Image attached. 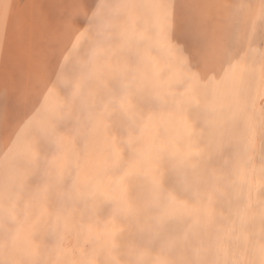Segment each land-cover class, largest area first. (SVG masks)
Instances as JSON below:
<instances>
[{"label": "rangeland", "instance_id": "1", "mask_svg": "<svg viewBox=\"0 0 264 264\" xmlns=\"http://www.w3.org/2000/svg\"><path fill=\"white\" fill-rule=\"evenodd\" d=\"M4 1L12 3V8L4 14L0 24V264H26L27 260L29 264L38 256L54 257L56 261L51 258V264H109L114 258L115 262L112 263L117 264L126 252L131 254L129 249L134 244L130 232L133 229L132 223L135 224L136 219L144 220L145 216L147 222L149 213L152 219L159 215L157 212L166 205L157 190L150 186L152 184L142 179L143 175L140 177L143 182L140 179L138 185L139 195L131 198L129 192L133 187V176H126L127 183L123 182L120 167L121 160L132 151L133 146H144L154 134L150 126L147 128L139 119L140 115L147 111L145 105L148 102L150 105L149 100L156 94L153 88L157 85L153 87L154 83L158 84L169 76L168 88H174L170 90L169 96L174 100L178 94L176 100H179V108L182 111L187 106L194 107L200 99H197L198 96L202 93L200 97L204 96L206 90L214 92L215 96L222 93L224 97L227 94L223 93L226 91V67L221 69L223 75H219L224 77V81L223 78H219L222 82L212 80V86L208 87L203 84L204 80H199L191 85L192 88L196 84V88L201 87L193 89L195 96L191 93L184 98L183 92H186L185 88L190 84L189 74L185 72L184 67L181 71L182 78H179L180 73L178 75L175 69L173 73L175 72L176 76H173L169 68L174 65L168 66L176 56L184 61V52L191 48L184 47L181 43L191 42L192 33L196 28L193 17H196L198 10L189 6L195 4L198 7V4H210L213 0H178V3L177 0H126L124 4H120V0H0V3ZM117 3L119 5H116ZM165 3H168L169 12L166 11ZM163 15L172 20L169 22ZM170 15L173 17H169ZM175 19L179 21L174 22ZM163 22H169L166 25L171 26V23H177V27L173 25L165 29ZM234 22L232 27L236 31L239 21ZM233 34L235 35L234 32ZM160 37L162 42H168H163L165 47L161 44ZM231 38L230 36V41L226 42L227 51L233 50L236 45V41ZM174 40H177L175 45ZM221 40L219 35L209 39L211 44ZM154 43L157 44L155 47ZM175 46L179 48L176 49ZM196 46L187 55L195 56L197 52L196 55L202 56L203 48L201 45ZM211 47L217 54V47L213 44ZM153 48L159 50L155 51ZM158 56L164 58L157 59ZM161 60L167 61L166 73L169 72L171 76L159 69L162 67V64H159ZM152 69L155 70L153 74ZM147 73L150 75L148 81ZM152 75L155 76L153 79ZM216 82L218 90L214 87L217 86ZM221 83L224 85L222 88ZM220 96L216 97L221 100L223 97ZM141 104L144 105V112L141 111ZM221 107H217L219 113H214L215 117L213 116L215 125L217 124V129H214L216 135L209 138L213 141L210 145L213 143L215 147L218 142L216 131H219L222 125ZM196 117L195 122L198 119ZM188 118L183 120L185 129L195 126L187 120ZM147 119V122H151L152 117ZM198 122L202 125V122ZM58 145L67 150L64 158L56 164L48 163ZM207 145L204 147L210 150L207 152L216 150L214 146ZM44 163L48 166L40 173L37 167ZM36 170L40 173L39 176ZM52 172L54 175H51ZM202 191V197L197 200L203 208L198 202L199 207L196 209L198 212L203 210V216L206 211L207 218L202 219L201 212L196 215V210L195 217L200 216L195 218L191 227L195 234L200 231L196 237L198 235L201 246L205 237L204 226L208 219L209 201L208 188L205 187ZM112 193L116 198L112 199ZM152 210H157L154 216ZM105 215L110 219L104 217ZM115 217L119 218L120 223L115 222ZM123 223H129L127 228L130 233L125 231L126 226L125 229L122 227ZM65 224L71 229H78L79 235L86 236L91 246V253L88 250L85 253L81 251L82 257L79 255L78 263H72L70 257L61 252V229ZM114 227L117 230L113 231ZM197 228L200 230H196ZM87 235L90 237L87 238ZM200 235L203 238H199ZM90 238L94 240L91 242ZM111 239H115L112 240L113 244ZM109 247L113 248L114 253ZM96 248L98 250H94ZM122 250L125 253H122ZM116 255L121 257L120 260ZM29 257L32 259L30 262ZM192 257L188 264H195V260L196 264H199L198 253L192 254ZM62 259L66 263H62Z\"/></svg>", "mask_w": 264, "mask_h": 264}, {"label": "bare ground", "instance_id": "2", "mask_svg": "<svg viewBox=\"0 0 264 264\" xmlns=\"http://www.w3.org/2000/svg\"><path fill=\"white\" fill-rule=\"evenodd\" d=\"M120 1L122 2L120 4L126 3V0ZM176 2L178 3V0ZM185 2L187 3V1ZM208 3L209 2H205L203 5L198 4V7L195 6V4L189 6L190 8L192 7L198 10L197 13L193 12L196 15V17H193L195 18L196 28L194 33H192L191 42L181 43L184 47L188 48V46H191V48L186 49L187 51L184 52V55H186L184 61L176 56L172 59L173 62L168 64V66L174 65L172 68H169L172 71H169L173 73L175 69L178 75L180 73L179 78H182L181 71L184 67L186 68L185 72L189 74L190 79H188V82H190V84L186 86L184 83H179L186 86V92H183L181 89L184 98L191 93L195 96L193 89L201 87L199 86L196 88V84L195 86L193 85L194 88H192L191 85L198 83L199 80H204L205 82H203V84H206L208 87L212 86V80L219 81V78H223L222 81H224V77L221 78L219 75L220 73L223 75L221 69L226 67L227 75L225 74L226 72L224 73V76L226 75V91L223 92H227V94H225L226 96H224L225 100L223 101L224 97L221 95L222 93L219 92L220 94L216 96L221 95L223 97L221 98L223 104H221L222 101L220 98L213 95L214 92L212 91L207 92L204 86L203 88H205L206 94L204 93V96H202L203 98L200 97L203 93L201 94L200 91H197L201 94H198L200 95L197 98H200L199 101L194 107H188L185 103L181 102L183 103L182 105L187 106L186 108L183 107L185 109L182 111L179 108V100H176L178 94L174 100H172V96V98L169 96L170 90L174 89L168 88L170 85L169 76L166 75L167 78L165 77L166 79L164 78L163 81L158 82V84L154 83L153 87L157 85L156 88H153L156 94L149 100L150 105L149 102L145 105L147 108L146 112H144L145 108H142L144 105L141 104V111L144 113L139 117L140 123L143 125L146 124L145 126H147V128L150 126V130L152 129L151 131H154V134L151 135L152 138L144 146H138L137 144L133 146L132 151L128 155L126 154L125 158L121 160L120 167L122 169L121 175L123 182L126 176H133L134 180L131 179L133 181V187H131L129 192L131 198H133L134 195H139L138 190L140 188L138 185L141 179L140 177L143 175L142 179H146V181L152 184L150 186L157 190L166 205L160 212L152 210L153 212H151L153 214H151L153 216L155 212L159 213V215L150 219L151 215L149 213L147 222H145L147 216H145L146 218L144 217V220L136 219L135 224L131 222V227H133V229L131 228L132 231L127 228L130 222L127 221L129 223L124 224V221V226L122 227L125 229L126 226L127 230L125 229V231L131 232V236L134 238V244L129 249L131 254H126L127 252L125 253L122 250V253H125L122 255V258L116 255L117 259L121 258L117 264H188L189 260L193 259L192 254L194 255V253H198L199 264H264V0H213L212 3ZM11 4L12 3H8L7 1L0 3V24L4 14L11 10ZM165 4H167L166 11L169 12L168 3ZM116 5H119V3ZM164 15L163 17H165ZM171 16L172 15L169 17ZM176 17L178 18V16ZM159 18L158 16V20ZM167 18L165 17L164 19ZM171 20L172 19L168 21L170 22ZM176 20L179 21L178 19L173 21L175 22ZM235 20L239 21V26L236 31L232 27L233 23L235 24ZM166 23L164 24V28L171 26L168 24L166 25ZM171 24L172 26L174 25L173 23ZM176 24L177 23H175V25ZM158 28L157 30H159ZM158 32H160V30ZM174 32L176 31L174 30ZM156 33L157 32H155V34ZM218 35L222 40L219 43H212L213 46L215 45L218 49L217 54H215V52L211 50L212 47L210 48L212 44L209 39L211 40L213 37H218ZM233 35L236 37L235 40ZM230 36L232 37L231 39L236 41V45L234 49L232 48L233 50L227 51L228 43L226 42L230 41ZM227 39L229 40L227 41ZM176 41L174 40L173 45H175ZM158 42L159 40H157V43ZM163 42H166V40H163ZM163 42L161 39V44ZM169 42H171V40H169ZM154 45L157 44L154 43L153 47H155ZM196 45H201L203 48L204 52L202 56L196 55L198 53L195 50V56L187 55ZM165 46L164 44V47ZM177 48L179 47H176V49ZM154 49L155 48H153V50ZM156 50L159 49L156 48L155 51ZM180 50L183 49L180 48ZM163 54L165 55V53ZM159 56L157 59L164 58L163 56L159 58ZM162 61L163 60L160 62L158 61L159 64H162V67H157L160 70L163 69V72L166 73L168 69L167 61ZM155 62L154 65H156ZM151 64H153V59ZM154 71L152 69V74ZM151 72H149V74ZM149 74L147 73V78L148 76L150 77ZM158 74L159 73H157V75ZM166 74L170 75L169 72ZM174 74L175 72L173 76H176V74ZM152 76L153 79L155 76ZM148 80L149 78L147 81ZM171 80L173 81L174 79L172 78ZM186 80L187 78L185 81ZM155 81L157 80L155 79ZM177 82H179V80ZM216 83L217 86L214 85V87H217L216 89L218 90V82ZM149 85H152V83ZM223 86L221 83L220 88ZM178 89L180 90V88ZM194 96L192 98H194ZM217 98L219 102L221 101L220 103H216ZM186 100L187 99H185L184 102H186ZM143 104L145 103L143 102ZM220 106H222V125L220 126V130L216 131L218 134L216 137L218 139L214 136L216 140H218L216 144L214 143L217 145V147H215L213 143L210 145L213 141L209 138L215 134V130L217 129V124L215 125L213 116L214 113L218 112L217 107ZM148 115L152 117L151 122H147L149 119H147V117H150ZM191 116H197V122L194 120L195 117L193 118ZM186 118L195 126L185 129V124H183L185 122L183 120ZM210 119H212L213 122ZM198 121L202 122V125H200ZM178 122L181 123L179 124ZM136 126L134 128H136ZM140 128H142V126H140ZM167 128H170V130ZM207 144L216 148V150L214 149L215 151H213L214 154H212V150L211 153L207 152L210 151L205 149ZM65 149L66 148L63 149V147L58 145L57 149L51 154L50 159L47 158L50 160L48 163L56 164L61 161L67 151ZM208 153L213 156H209ZM47 166L48 164L44 163L39 167H35L39 168L38 171L41 173ZM38 171L36 174L39 173ZM51 175H54L53 172ZM34 176L36 177V175ZM142 179L141 182H143ZM205 187L206 189L208 188V219H206V226H204L205 223L202 225L205 227V237L203 239V245L201 246L200 240L197 238L198 235L196 237L200 229L197 228L196 230L199 229V232L196 231L197 233L195 234L194 229L191 227H193L192 225L195 222V218L200 216L195 217L196 210V215L201 212L203 216V210L201 209L203 206L197 198L199 199V197H202L201 193ZM199 194H201V196H198ZM113 198H116V195H113L112 199ZM122 198H124V196ZM114 201L116 200L114 199ZM198 202L200 206H202L199 208L202 210L200 212L196 209L199 207L197 206ZM140 210L138 211L140 212ZM138 211H136V213ZM46 212L48 211L46 210ZM205 212V216H203V218L201 216L202 219L206 217L207 213L205 214ZM111 215L108 214L109 217ZM108 216L105 215L104 217ZM115 218L114 221L119 219L118 217ZM117 220L115 222L120 223V220H118L119 222ZM109 221L108 223L111 222ZM203 222H205V220ZM63 223H65V221ZM106 225L107 224H105V226ZM109 225L110 224H108V226ZM114 229L115 227L112 230L114 231ZM77 230L71 229L68 224H65V227L61 229V252L66 256L68 255L72 263H76L78 259H80L79 255L81 251L85 253L87 250L89 251V247H91L89 241L85 238L86 236L81 237L82 235L80 236ZM94 230H96V228ZM123 231L122 229V232ZM88 236L90 237V235H87V238ZM199 238H203V236L200 235ZM115 239H111L110 242H112V240L115 241ZM90 240L92 242L94 239L90 238ZM36 248L39 249V247ZM109 248L113 250V248ZM94 250L98 249L96 248ZM37 253L38 251L36 254ZM60 255L61 254H59V256ZM108 255L110 256V253H108ZM59 256L58 259L60 258ZM31 257H29V262L32 260H30ZM80 257H82V255H80ZM87 257H89L90 260L92 259L89 255ZM51 258L52 257L49 256H38L33 258L32 262L29 264H51L54 257ZM94 259L95 258H93V260ZM102 259L104 260V258ZM54 260L56 261L55 258L53 261ZM114 260H112V262ZM61 262L66 263L64 259H62ZM87 262L89 261L87 260ZM27 263L28 260L26 264ZM108 263L111 264L110 262ZM196 263L197 261L195 260V264ZM191 264H193V262Z\"/></svg>", "mask_w": 264, "mask_h": 264}]
</instances>
